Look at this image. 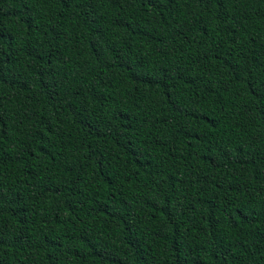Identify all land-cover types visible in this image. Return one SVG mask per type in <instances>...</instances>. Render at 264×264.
<instances>
[{"label": "trees", "instance_id": "obj_1", "mask_svg": "<svg viewBox=\"0 0 264 264\" xmlns=\"http://www.w3.org/2000/svg\"><path fill=\"white\" fill-rule=\"evenodd\" d=\"M0 264H264V0H0Z\"/></svg>", "mask_w": 264, "mask_h": 264}]
</instances>
